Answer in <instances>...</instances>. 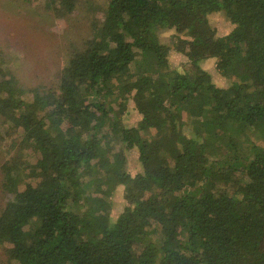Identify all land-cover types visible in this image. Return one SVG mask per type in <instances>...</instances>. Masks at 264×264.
I'll list each match as a JSON object with an SVG mask.
<instances>
[{"label": "trees", "instance_id": "16d2710c", "mask_svg": "<svg viewBox=\"0 0 264 264\" xmlns=\"http://www.w3.org/2000/svg\"><path fill=\"white\" fill-rule=\"evenodd\" d=\"M107 1L58 87L27 88L0 67V115L36 157L4 168L8 264H264V0ZM216 13L234 24L225 35ZM162 31L189 69L171 68ZM120 188L127 204L111 220Z\"/></svg>", "mask_w": 264, "mask_h": 264}, {"label": "rangeland", "instance_id": "374dc122", "mask_svg": "<svg viewBox=\"0 0 264 264\" xmlns=\"http://www.w3.org/2000/svg\"><path fill=\"white\" fill-rule=\"evenodd\" d=\"M107 0H76L75 9L64 16L57 12L61 0H0V67L7 77L12 75L23 86L58 87L68 56L82 41L91 38L92 23L103 19L102 7ZM212 24L219 36L231 31L234 24L223 14L212 15ZM161 41L171 47L169 59L171 68H187V56L175 51L177 38L167 31L160 34ZM83 45V44H82ZM202 66L220 87H227L230 78L223 76L213 60L208 59ZM141 114L135 108L134 100L129 101L123 123L128 127L138 125ZM22 131L7 122L0 115V208L9 200L5 189V166L18 162L22 166L34 162V149L22 143ZM264 145V141H259ZM111 145H116L111 141ZM120 144L115 147L116 151ZM127 156L126 169L131 172L142 170L136 151H124ZM92 186L90 191H93ZM103 194L94 193V196ZM123 188L115 190L110 197V207L104 210L115 220L126 205ZM5 250L0 246V264H8Z\"/></svg>", "mask_w": 264, "mask_h": 264}]
</instances>
